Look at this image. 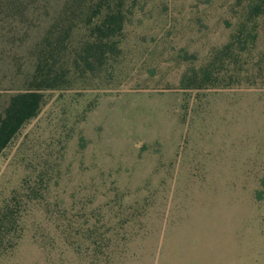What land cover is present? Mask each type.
Instances as JSON below:
<instances>
[{"label": "rangeland", "instance_id": "rangeland-1", "mask_svg": "<svg viewBox=\"0 0 264 264\" xmlns=\"http://www.w3.org/2000/svg\"><path fill=\"white\" fill-rule=\"evenodd\" d=\"M246 1L125 0L84 70L98 0H0V115L67 76L0 155V264H264V18L237 82L182 86Z\"/></svg>", "mask_w": 264, "mask_h": 264}, {"label": "trees", "instance_id": "trees-1", "mask_svg": "<svg viewBox=\"0 0 264 264\" xmlns=\"http://www.w3.org/2000/svg\"><path fill=\"white\" fill-rule=\"evenodd\" d=\"M124 2L125 0H98L95 14L101 15V19L93 32L95 41L87 44L80 56L84 70L101 67L108 53L115 52L114 47H109L106 41L123 30L126 18ZM237 14V22L228 42L214 49L203 66L184 74L183 88L230 86L237 82L240 71L238 66L243 56L252 54L259 38V20L264 18V0H247ZM44 63L43 60L40 61L29 87L13 94L0 115V155L24 124L39 113L43 103L42 91L58 89L67 83V76L62 68L46 72Z\"/></svg>", "mask_w": 264, "mask_h": 264}]
</instances>
